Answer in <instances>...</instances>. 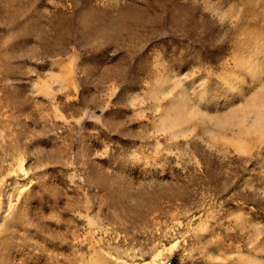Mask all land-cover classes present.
Here are the masks:
<instances>
[{"label": "rangeland", "instance_id": "obj_1", "mask_svg": "<svg viewBox=\"0 0 264 264\" xmlns=\"http://www.w3.org/2000/svg\"><path fill=\"white\" fill-rule=\"evenodd\" d=\"M259 81L264 0H0V250L264 264Z\"/></svg>", "mask_w": 264, "mask_h": 264}, {"label": "bare ground", "instance_id": "obj_2", "mask_svg": "<svg viewBox=\"0 0 264 264\" xmlns=\"http://www.w3.org/2000/svg\"><path fill=\"white\" fill-rule=\"evenodd\" d=\"M252 73H254V76H258L259 72L258 68L251 70ZM258 86L262 89H264V83L262 81H259ZM185 100H183L182 104V108L183 110L180 112V117L178 118V120H186L189 119L192 116L198 115L199 111H196L194 108L188 106L187 104H185L184 102ZM250 102V104L246 105L244 107H242L243 109L241 110L242 115L238 116L237 113L232 114L229 117V120H238V122L236 123L238 126L243 124L250 114L254 113L255 116L252 119V122L250 124L249 127H246L245 130H243V133L246 134H250L253 130H256L258 132V134H262L264 135V94L260 93H256L254 95L251 96L250 100L248 101ZM254 109V111H252V109ZM174 122H171L169 127H173L174 126ZM220 125H225L226 122L224 121H219ZM239 129V128H238ZM239 129V130H241ZM256 132V133H257ZM242 133V132H241ZM238 135V133H237ZM240 135V134H239ZM251 135V134H250ZM242 137V136H241ZM19 168L22 172H25V168H24V161L21 160L20 164H19ZM90 225H94L93 222L90 221ZM0 245L2 244V242L4 241V237H0ZM93 245V244H92ZM158 246V245H157ZM175 246V245H174ZM174 246L172 245V247L167 248V246H162L161 248H155V250L153 251V260H151L152 262L156 260L157 257L161 256L165 251H169L172 250L174 248ZM93 247V250L96 251L95 246H91V248ZM154 249V248H153ZM11 255V254H10ZM8 253L5 252V249H1L0 250V264H14L12 263L11 257ZM167 255V254H166ZM110 257L111 260H109L108 258ZM93 258V257H92ZM15 259V258H14ZM85 258H80V261H82L84 264L89 263L87 261H85ZM111 261V262H110ZM91 264H126L125 261H122L120 257H113L110 253H108V255H103L102 253H96L95 252V256L94 259H92ZM145 264H152V263H145Z\"/></svg>", "mask_w": 264, "mask_h": 264}]
</instances>
